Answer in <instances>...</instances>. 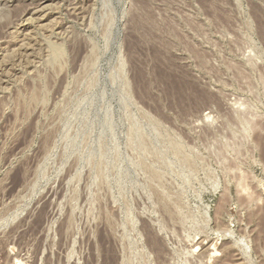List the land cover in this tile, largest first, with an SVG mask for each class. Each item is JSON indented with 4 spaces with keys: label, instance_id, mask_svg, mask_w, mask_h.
I'll return each instance as SVG.
<instances>
[{
    "label": "rangeland",
    "instance_id": "374dc122",
    "mask_svg": "<svg viewBox=\"0 0 264 264\" xmlns=\"http://www.w3.org/2000/svg\"><path fill=\"white\" fill-rule=\"evenodd\" d=\"M0 264H264V0H0Z\"/></svg>",
    "mask_w": 264,
    "mask_h": 264
},
{
    "label": "bare ground",
    "instance_id": "6f19581e",
    "mask_svg": "<svg viewBox=\"0 0 264 264\" xmlns=\"http://www.w3.org/2000/svg\"><path fill=\"white\" fill-rule=\"evenodd\" d=\"M32 20V19H31ZM22 44V43H21ZM16 52V51H15Z\"/></svg>",
    "mask_w": 264,
    "mask_h": 264
}]
</instances>
